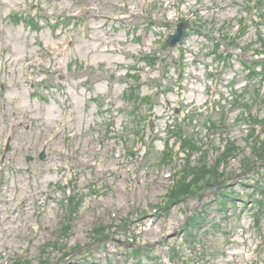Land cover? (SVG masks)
<instances>
[{
	"label": "rangeland",
	"instance_id": "obj_1",
	"mask_svg": "<svg viewBox=\"0 0 264 264\" xmlns=\"http://www.w3.org/2000/svg\"><path fill=\"white\" fill-rule=\"evenodd\" d=\"M263 50L264 0H0V264H264Z\"/></svg>",
	"mask_w": 264,
	"mask_h": 264
},
{
	"label": "trees",
	"instance_id": "obj_2",
	"mask_svg": "<svg viewBox=\"0 0 264 264\" xmlns=\"http://www.w3.org/2000/svg\"><path fill=\"white\" fill-rule=\"evenodd\" d=\"M132 97H135L134 94H132ZM138 101V98L135 97L133 100V104H135ZM182 132H180L181 134ZM179 138H181V136H179ZM184 144L185 146L192 148L194 147L193 143L191 141H189L188 139L184 140ZM254 152L256 153L257 156L260 157V159H264V143L263 145L257 143V147L254 148ZM229 153L224 154L223 156L220 157V159L217 161V167L216 168H207V167H203L201 170L205 171L207 174L201 177H194V181L199 180L198 182H189V183H184L183 181H180L177 183V185L170 189L168 191V196H170L171 201L170 203L173 202H178L181 200V198L188 196V195H194L197 194L196 190L199 189H203L204 186L208 185V184H213V183H219L224 177L222 176V174L220 172L217 171L218 165L222 159V157H226L228 156ZM248 166V164H246V167ZM188 173H195L194 169H190ZM202 180V182H201ZM205 184L203 187L200 185L201 184ZM201 189V190H202Z\"/></svg>",
	"mask_w": 264,
	"mask_h": 264
},
{
	"label": "water",
	"instance_id": "obj_3",
	"mask_svg": "<svg viewBox=\"0 0 264 264\" xmlns=\"http://www.w3.org/2000/svg\"><path fill=\"white\" fill-rule=\"evenodd\" d=\"M186 24L185 23H180L177 25V30L175 32V34L170 35L167 37L166 39V43L170 46V47H174L176 45V43L178 41H180V39L182 38L185 28H186Z\"/></svg>",
	"mask_w": 264,
	"mask_h": 264
}]
</instances>
